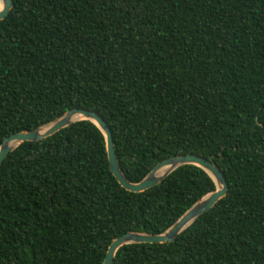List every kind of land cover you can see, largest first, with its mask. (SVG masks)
<instances>
[{
	"label": "trees",
	"instance_id": "obj_1",
	"mask_svg": "<svg viewBox=\"0 0 264 264\" xmlns=\"http://www.w3.org/2000/svg\"><path fill=\"white\" fill-rule=\"evenodd\" d=\"M0 22V146L85 108L109 124L137 183L197 154L228 193L174 243L133 244L115 264H264V0H12ZM215 191L183 166L142 193L80 121L0 166V264H104L128 232L160 234Z\"/></svg>",
	"mask_w": 264,
	"mask_h": 264
},
{
	"label": "water",
	"instance_id": "obj_2",
	"mask_svg": "<svg viewBox=\"0 0 264 264\" xmlns=\"http://www.w3.org/2000/svg\"><path fill=\"white\" fill-rule=\"evenodd\" d=\"M12 0H0V22L13 8ZM80 121H89L103 133L110 171L119 184L128 192L142 193L159 185L172 172L183 166H196L206 172L215 184V191L203 196L194 203L174 224L160 234L144 232H128L116 238L108 247L104 264H115L114 258L118 250L133 244H166L174 243L178 237L191 227L198 218L211 210L228 193L225 175L216 163L197 154H181L161 161L139 182L133 183L124 175L115 150L113 134L107 121L97 112L85 108H74L66 111L56 120L34 130L20 132L5 138L0 146V166L6 157L25 142H38L49 138L61 130Z\"/></svg>",
	"mask_w": 264,
	"mask_h": 264
}]
</instances>
